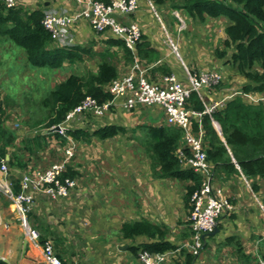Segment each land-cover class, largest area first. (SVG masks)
Returning <instances> with one entry per match:
<instances>
[{
    "label": "crops",
    "instance_id": "0c3cea01",
    "mask_svg": "<svg viewBox=\"0 0 264 264\" xmlns=\"http://www.w3.org/2000/svg\"><path fill=\"white\" fill-rule=\"evenodd\" d=\"M17 6L29 11L42 9L45 12L48 9H55L67 13H72L77 7L75 0H17ZM152 6H154L152 0H139V9L134 14L128 16L116 14L122 22L137 23L157 52L159 59L145 65L149 68L151 78H158L164 74L156 70L162 64L167 65L170 73L176 74L185 84L187 81L184 65H190L197 71L215 69L224 73V70L219 68L222 67L219 62L213 63L210 69L208 64L191 56L190 61L184 60L179 47H177L179 56L174 52V43L169 37L170 43L172 42L170 52L166 45L169 33L155 6L153 8ZM157 16L160 23L155 20ZM174 24L175 28L172 29L176 30V23ZM109 38L112 37L96 33L85 20H80L70 29L68 46H84L90 41L92 46L94 45L93 48L95 45L100 47L101 52L98 55L108 57L117 65L121 76L132 62L126 64L123 49L108 44ZM174 55L181 60L180 65L176 60H172ZM115 59L126 65L123 71L120 70L118 62H114ZM240 82L244 85L246 81L241 79ZM218 89L214 87L205 89L206 100L210 102L221 100L227 96L224 92L230 90L227 87ZM148 112L150 113H146L147 120H150L147 116L151 115L159 118L155 125L165 124L160 107H150ZM137 114H140L138 109L126 111L116 108L101 118L81 116L70 123L69 127L92 130L110 123L123 125L121 122L139 119ZM25 116L24 119L30 117ZM6 127L12 129L8 125ZM16 131L18 135L16 146L6 156L8 161L13 153L19 163L16 167L9 165V177L14 183L20 181L24 173L44 170L63 157L66 147L51 135L53 131L43 130L38 133L28 126ZM111 139L113 138L106 140L93 138L91 143L73 140L77 145L75 155L77 153L82 155V160L77 159V155L76 159L74 156L68 164V167L77 173L75 177L77 187L67 197L35 194L28 217L31 225L40 234L39 245L25 238L24 229L13 212L10 201L0 193V264H48L42 246L45 240L53 243L63 264H142L138 259L141 251L139 247L152 240L145 235L126 238L122 233L124 223L140 221H149L168 231L167 240L178 248L177 253L167 264H185L184 253L193 254L187 247L193 244V231L188 221L189 208L184 200L186 183L159 178L153 173L150 160L147 165L145 164L147 167L139 166L140 170L137 173H135L137 163L129 162L127 163L129 169L122 170L121 168L125 167L121 166L123 163L119 160H103L90 171L83 153L87 157L93 151V145L98 143L99 148H104ZM120 175H126V178H120ZM177 183H180L184 190L179 188ZM215 184L224 190L225 197L231 201L234 208L221 215L216 228L217 233L206 234L203 237L204 247L199 255L193 254L195 256L193 264H240L236 246L226 244L225 239L236 236L241 241L245 253L252 255L257 253L259 244L264 240L262 197L253 192L252 182L244 175H237L226 181L216 180Z\"/></svg>",
    "mask_w": 264,
    "mask_h": 264
},
{
    "label": "trees",
    "instance_id": "16d2710c",
    "mask_svg": "<svg viewBox=\"0 0 264 264\" xmlns=\"http://www.w3.org/2000/svg\"><path fill=\"white\" fill-rule=\"evenodd\" d=\"M98 1L110 3L112 0ZM152 1L159 7L169 2ZM170 7L174 10L180 7L190 17L200 21L220 17L229 19V24L225 28L224 49L217 50L218 59L231 63L246 82L241 94L226 100L225 104L211 115L203 113L199 123L203 131L207 159L212 165L215 180L226 181L237 175H244L252 182L253 192L262 197L264 204V0H183L181 6L173 3ZM43 17L42 9L29 11L18 6L11 8L6 6L4 0H0V37H6L24 49L28 62L37 67L56 69L62 67L65 62L73 64L83 61V54L87 50L80 46H61L54 41L43 26ZM107 43L123 49L126 64L133 61L131 52L122 41L112 37ZM137 49L138 57L145 63L144 65L159 59L145 35L142 36ZM101 59L96 72L82 76L71 74L44 97L42 106L47 110V115L40 121L45 125V130L49 131L51 127L61 124L68 112L87 96L97 99L99 103L112 99L107 86L113 79L119 77V69L108 57L102 55ZM156 70L164 74L170 73V68L163 64ZM245 94L252 96L256 101ZM187 106L199 112L205 109L196 92L191 93ZM84 115L101 118L91 112ZM199 123L193 120L192 126L195 131L199 130ZM140 128L145 130L144 136L153 173L159 178L186 183L184 200L190 215L191 197L201 186L202 176L192 168L184 167L178 156V149L185 146L183 130L167 124H141L131 131L135 133ZM128 130L129 127L122 124L110 123L92 130L69 127L66 129L67 136L56 131L51 135L62 146L67 147L70 144L69 139L91 143L93 138L106 140L125 134ZM17 139V131L7 128L4 120L0 118V166L2 161L6 160L7 154L15 148ZM6 162L12 167L19 165L13 153ZM76 174L67 166L64 176L75 180ZM15 191H20L18 180L15 182ZM122 233L126 238L145 235L152 240L139 247L140 250L165 253L178 248L167 240L168 231L164 227L149 221L124 223ZM225 243L236 246L240 264H262L264 261V240L259 244L255 255L245 253L241 241L236 236L227 237ZM184 254L185 264H193L195 256L191 253Z\"/></svg>",
    "mask_w": 264,
    "mask_h": 264
},
{
    "label": "built area",
    "instance_id": "2783aa9c",
    "mask_svg": "<svg viewBox=\"0 0 264 264\" xmlns=\"http://www.w3.org/2000/svg\"><path fill=\"white\" fill-rule=\"evenodd\" d=\"M75 1L77 7L72 13L55 9L44 12L42 23L52 39L62 46L69 47L68 37L71 27L78 21L85 20L96 33L107 34L122 41L131 52L133 61L124 74L113 79L107 86L112 95L111 100L99 103L91 96L85 97L78 106L68 112L64 121L57 125L59 129L56 132L67 136L66 129L69 128L70 123L87 112H91L96 117H103L111 109L116 108L132 111L141 107H160L165 124L179 127L184 132L185 146L177 151L182 165L192 168L202 176L201 186L191 197L189 221L193 231V244L187 245L194 255H199L204 247L203 237L216 230L219 218L225 211L234 208L231 201L225 197L224 190L215 184L216 180L213 177L212 165L207 159L199 121L203 113L211 115L217 108L222 107L226 100L241 92L227 94L221 100L207 101L204 90L217 86L224 77L223 72L215 69L195 71L184 65L187 84L174 73L151 78L149 68L142 64L138 57L137 46L143 36L142 28L135 22H122L116 17L117 13L127 16L134 14L139 9V0H112L110 3L98 0ZM4 2L7 7L17 6V0H4ZM173 50L179 56L177 46L174 44ZM192 92L199 94L205 107L203 112L187 106ZM245 95L256 101L252 96ZM193 120L199 123L198 131L193 129ZM214 124L218 128L215 122ZM55 127H51L50 130ZM69 141L70 144L65 148L63 158L59 161L44 170L23 174L19 181V192L15 191V183L9 177L10 169L6 160H3L0 166V193L10 201L13 212L24 229L25 238L35 245L41 244L40 234L31 225L28 217L35 194L67 197L77 187L76 180L64 176L77 149L75 142L72 139ZM42 246L48 264H63L50 240H45ZM176 253V250L165 253L141 250L138 259L142 264H167Z\"/></svg>",
    "mask_w": 264,
    "mask_h": 264
},
{
    "label": "rangeland",
    "instance_id": "374dc122",
    "mask_svg": "<svg viewBox=\"0 0 264 264\" xmlns=\"http://www.w3.org/2000/svg\"><path fill=\"white\" fill-rule=\"evenodd\" d=\"M173 3L181 6L183 0H169V2L160 7L153 3L156 12L160 15L159 17L162 18L165 28L169 33H167L168 38H166V45L169 47L170 52L171 43L169 37L170 40L179 47L184 60L190 61L189 56H191L197 61L208 64L210 69L213 63L217 64L219 62L220 66H222L219 68L224 70L225 78L223 77L220 84L214 88L218 89V87H223L221 88L222 90L227 87L230 89L226 90L224 95L241 92L243 82L241 83L240 81L241 79L246 81V79L234 70L231 63L220 61L217 55V50L224 49L223 41L226 38L225 28L229 24V19L220 17L216 19L206 18V20L200 21L199 19L190 17L188 13L180 7L176 8V10L172 9L170 5L172 6ZM154 6H152V8ZM157 17H155V20L160 23V19ZM180 18L182 21L185 20L186 22L179 23ZM171 20L172 24H170ZM174 23H176V30L172 29V27L175 26ZM77 46L87 50V52L83 54V61H77L73 64L65 62L62 67L51 69L30 64L24 49L15 45L6 37H0V118L4 120V125L10 126L14 130H19L23 126H28L32 127L38 133L45 130V125L40 121L47 115V110L42 106L44 97L53 87L64 81L71 74L82 76L90 72H96L98 64L102 60L101 55H98V53L101 52L99 49L100 47L95 45V48H93L94 45L92 46L90 41L84 46ZM229 55L230 54H228V56ZM172 60H176L179 65L181 63V60L179 61V58L175 55ZM114 62H118L121 71L124 70L126 65L121 62L119 63L117 59H115ZM187 66L190 70H195L192 69L190 65ZM149 109L150 108L141 107L138 110L140 114H137L140 117L139 119L135 118L128 122H121L126 127H129V132L111 139L105 144L108 146L104 148H99V144L96 143L92 147L93 151H91L87 157L86 154L83 153L84 159L88 164L87 168L93 171L95 165L103 160H119L120 163H123L121 166L125 167L124 169L121 168L122 170L129 169L127 167L129 166V164H127L129 162L137 163L138 168L135 170V173H137L140 170L139 166L143 167V165H147V163H149V154L146 137L144 136L145 130L140 128L141 130L139 129L133 133L131 129L141 124H154L159 122L158 117H156V119L151 115L147 116L150 120L146 119V113H150L148 112ZM25 115H30V117L24 119V117H26ZM77 155L78 153L75 155V159ZM78 158L82 160V155L79 154L77 159ZM82 165L85 166L84 163ZM130 169L133 170L132 167H130ZM121 177L125 179L126 175H120V178ZM177 186L184 190V187L180 183H177Z\"/></svg>",
    "mask_w": 264,
    "mask_h": 264
},
{
    "label": "water",
    "instance_id": "95a60500",
    "mask_svg": "<svg viewBox=\"0 0 264 264\" xmlns=\"http://www.w3.org/2000/svg\"><path fill=\"white\" fill-rule=\"evenodd\" d=\"M58 129H59V127L58 126H56L54 129H51V131H58ZM219 132H220V130H219ZM217 229L214 231V232H212L211 234H215V233H217Z\"/></svg>",
    "mask_w": 264,
    "mask_h": 264
},
{
    "label": "clouds",
    "instance_id": "9594fccd",
    "mask_svg": "<svg viewBox=\"0 0 264 264\" xmlns=\"http://www.w3.org/2000/svg\"><path fill=\"white\" fill-rule=\"evenodd\" d=\"M51 131V130H50ZM53 132H55V131H53Z\"/></svg>",
    "mask_w": 264,
    "mask_h": 264
}]
</instances>
